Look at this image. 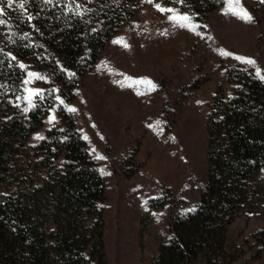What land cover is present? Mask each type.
Wrapping results in <instances>:
<instances>
[{
  "label": "rangeland",
  "instance_id": "rangeland-1",
  "mask_svg": "<svg viewBox=\"0 0 264 264\" xmlns=\"http://www.w3.org/2000/svg\"><path fill=\"white\" fill-rule=\"evenodd\" d=\"M59 1L61 11L82 13L87 20L85 29L92 23L93 31L101 29L94 0ZM142 2L143 7L106 43L92 68L82 55L74 62L75 68H66L71 59L65 54L59 57V45L40 50L36 58L32 55L18 61L26 66L22 68V94L15 99L24 118L33 109L24 111L28 89L41 90L33 97L35 105L52 106L29 145H38L43 139L37 137L45 138L50 130H64L60 114L64 109L81 137H88L84 140L99 170L111 173L100 171L106 183L102 206L106 264H155L161 246L171 238V217L193 212L190 209L195 211L200 205L208 181V121L214 97L222 91L230 98L234 92L227 70L238 68L256 75L259 68L264 75V8L260 0H242L254 17L252 22L225 14L226 0L207 18L190 14L199 25L195 31L177 26L168 19L172 13L155 6L159 3L187 13L175 0ZM2 6L6 14L0 18L7 23L0 26V51L7 46L4 36L12 33L9 18L24 22L30 15L27 5V11L16 4L8 8L6 0ZM121 39L130 47L114 43ZM221 50L233 55H222ZM236 56L252 58L256 65ZM29 73H38L43 79ZM141 79L158 87L151 90L147 84L134 83ZM53 114L56 120L49 123ZM97 155L107 159L97 160ZM257 180L264 194V169ZM162 198L165 205L157 207L155 201ZM263 230L264 199L229 228L228 260L264 264V249L256 239Z\"/></svg>",
  "mask_w": 264,
  "mask_h": 264
},
{
  "label": "trees",
  "instance_id": "trees-1",
  "mask_svg": "<svg viewBox=\"0 0 264 264\" xmlns=\"http://www.w3.org/2000/svg\"><path fill=\"white\" fill-rule=\"evenodd\" d=\"M40 1L27 4L33 20L9 18L12 33L4 36L7 46L0 51V264H106V183L99 166L64 109V130H50L38 145H29L52 106L37 102L24 118L15 100L25 77L18 61L59 45V57L71 59L66 68H75L79 55L92 68L143 2L94 0L101 29L93 31V23L85 29L83 15L61 11L59 0ZM224 1L185 0L180 5L203 19ZM227 77L234 92L230 98L222 91L214 97L208 181L200 205L171 217V238L155 264H232L235 259L228 260L226 253L228 230L264 199L257 180L264 169V80L238 68L228 69ZM155 203L162 207L165 199ZM256 239L264 249V230Z\"/></svg>",
  "mask_w": 264,
  "mask_h": 264
},
{
  "label": "snow or ice",
  "instance_id": "snow-or-ice-1",
  "mask_svg": "<svg viewBox=\"0 0 264 264\" xmlns=\"http://www.w3.org/2000/svg\"><path fill=\"white\" fill-rule=\"evenodd\" d=\"M4 2H5V0H0V17L5 16V14H6L5 8L2 6ZM29 2H30V0H6L8 8H11L13 6V4H16L18 8L24 9L25 11H27L26 5ZM44 2L45 3H52L53 0H44ZM71 2H74V0H71ZM147 2L153 3L154 0H147ZM175 2H177L179 4H184L185 0H175ZM260 2L264 3V0H260ZM226 3L228 4V12H226L225 14L231 13V14L236 15L237 17H239L240 19H242L246 22H252L254 20V17L252 16V14L247 10V8H245L243 6L242 0H226ZM155 6L161 12L172 13V15H170L168 17V19L181 28H188L191 31H195L196 28L199 27V25L194 23V18L188 13H181V12H179L178 9H175V8L163 7L159 3H156ZM76 7L79 8L80 6L76 5ZM27 19L29 21H31L34 19V17L32 15H28ZM6 23H7V21L5 19L0 18V26H4V25H6ZM114 43H123L124 47H130L127 43L123 42L122 39L118 40V41H114ZM221 54L225 55V56H232L233 55V53L226 52L223 50H221ZM235 58L237 60L243 61L246 64L256 65V61L252 58L242 57V56H236ZM12 59L15 60L16 57H12ZM19 67L25 68L26 66L23 64H20ZM28 75L30 77H34L36 79H43V77L38 73H29ZM69 75H75V73H69ZM256 75L261 80H264V75H261V69H259V68L256 69ZM128 79H131V78H128ZM25 83H29V81L26 80ZM134 83L147 84L150 86L151 90H155L158 87L151 80H147V79L137 80V81H134ZM0 87H2V85H0ZM27 91H28V96L26 97V99L28 101V107L24 109L25 112H28L31 108L36 107V105L33 103V97L39 96L41 94L40 89H28ZM138 94H142V93H138ZM61 103H63L62 100H61ZM69 111L74 112V111H76V109L70 108ZM55 120H56V117L53 114L49 119V123H54ZM157 124H159V121H157ZM150 127H152V125H150ZM37 138L38 139H44L43 136H38ZM84 139L87 140L88 137L85 136ZM93 151H95V149H93ZM96 159L97 160H105L107 158L103 155H97ZM100 171L102 174H106V175L111 174V173H105L104 169H100ZM190 211H194V209H190Z\"/></svg>",
  "mask_w": 264,
  "mask_h": 264
}]
</instances>
